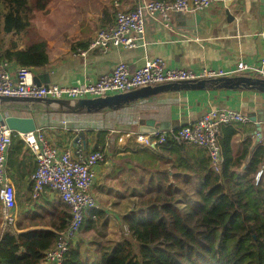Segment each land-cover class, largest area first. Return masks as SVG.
<instances>
[{"label": "crops", "instance_id": "0c3cea01", "mask_svg": "<svg viewBox=\"0 0 264 264\" xmlns=\"http://www.w3.org/2000/svg\"><path fill=\"white\" fill-rule=\"evenodd\" d=\"M86 1V7L70 9L69 15L74 17L78 14L76 17H80V20L70 27L64 26L63 34L54 40V45L46 43L48 64L44 68L31 69L33 78L46 73L49 84L72 86L79 82L96 81L110 73L120 62H125L133 70L142 66L147 59L158 57L169 68H187L195 72L203 69L229 71L239 61L254 63L264 57V0H225L200 12L175 14L172 16L171 30L148 21L136 48L112 49L105 54L91 50L81 56L80 51L87 49L96 32L113 23L116 12V6L114 9L109 4L110 0ZM118 1L123 11L133 9L136 3V0ZM161 1L169 3L173 0ZM195 14L200 16V21L190 26L189 21ZM24 46L21 42L18 49ZM17 67L11 63V71ZM211 107L233 109L248 117L247 123L232 127L235 130L233 156L240 154L246 141H250L253 149L264 147V94L255 91L166 93L118 111L99 114H55L18 105H3L0 109L4 117L32 118L36 128L43 129L47 138L59 149L73 150L80 146L88 153L105 147V159L95 168L96 179L91 194L98 205L97 211L105 215L102 240L108 242L127 236L123 217L137 204V198L130 194L138 171L135 162L137 155L133 152L134 141L133 137L125 139L122 135L177 130L196 121ZM252 116L255 122L251 121ZM148 121L152 125H146ZM12 132L15 139L12 137L8 151L7 176L15 190L16 209L13 214L16 222L10 233L52 230L47 219L29 218L33 215L51 217L60 209L66 212L68 209L55 193L47 190L33 202L31 177L36 169L35 159L25 146L21 153H14L13 147L22 140L20 133ZM80 132L84 133L83 139L78 137ZM100 132H106L104 139L99 136ZM2 225L0 222V228ZM3 234L0 231V239ZM87 242L76 241L82 245Z\"/></svg>", "mask_w": 264, "mask_h": 264}, {"label": "trees", "instance_id": "16d2710c", "mask_svg": "<svg viewBox=\"0 0 264 264\" xmlns=\"http://www.w3.org/2000/svg\"><path fill=\"white\" fill-rule=\"evenodd\" d=\"M45 1L0 0V62L28 69L48 64L44 40L18 49L34 10H42ZM4 37L9 38L8 44ZM234 135L232 127L222 131L219 142L225 160L218 173L207 151L169 136L156 148L133 143L138 171L130 194L137 204L123 217L127 236L115 243H73L61 264H264V147L253 149L246 141L240 154L233 156ZM99 136L104 139L106 132ZM24 146L22 141L15 144L14 153H21ZM103 148L96 151L104 152ZM29 219H47L52 230L3 234L0 264H42L44 253L67 228L70 215L60 209L51 217ZM105 224L104 213L91 210L82 230L95 232L101 240Z\"/></svg>", "mask_w": 264, "mask_h": 264}, {"label": "built area", "instance_id": "2783aa9c", "mask_svg": "<svg viewBox=\"0 0 264 264\" xmlns=\"http://www.w3.org/2000/svg\"><path fill=\"white\" fill-rule=\"evenodd\" d=\"M224 2L225 0H173L166 3L157 0H136L134 8L128 11H123L116 5L113 23L100 28L89 41L87 49L80 51V55L85 56L86 52L91 50L105 54L112 49H134L139 44V37L144 35L148 21L171 30L173 15L200 12ZM233 75L264 79V57L254 63L239 61L234 69L229 71L203 69L195 72L187 68H169L158 57L147 59L142 66L133 70L125 62H120L110 73L100 76L96 81L79 82L72 86L58 84L37 86L33 83L31 69L18 66L11 71V63L2 61L0 62V95L44 99H86L125 93L168 81ZM247 122L248 117L241 112L211 107L196 121L177 130L131 132L122 135V138L133 137L134 143L139 148H156L163 144L168 136L179 144L197 146L207 151L211 167L215 173H218L225 160L219 142L223 129ZM65 124L66 122L63 121V125ZM12 134L7 126H0V204L3 225L11 227L16 222L13 214L16 209L15 190L7 176L8 151ZM19 138L32 153L36 163V170L31 177L32 198L39 199L45 190L55 193L69 212L70 220L67 228L59 233L56 243L44 253L42 260V264H61L71 244L77 239L85 216L91 210H98L91 189L96 179L95 168L104 161L105 155L100 151L86 153L80 146L73 150L59 149L47 138L41 128L19 134ZM261 174L262 171L257 172L256 182L259 181Z\"/></svg>", "mask_w": 264, "mask_h": 264}, {"label": "water", "instance_id": "95a60500", "mask_svg": "<svg viewBox=\"0 0 264 264\" xmlns=\"http://www.w3.org/2000/svg\"><path fill=\"white\" fill-rule=\"evenodd\" d=\"M192 17L193 19L189 21L190 26L198 24L200 21V16L198 14ZM33 83L40 86L42 84L48 85L50 81L48 75L43 73L34 77ZM207 90H248L264 94V79L246 75L199 77L195 79L157 83L125 93L86 99H44L0 95V108L3 105H18L29 110L33 107H41L46 112L55 114H99L118 111L137 102L161 94ZM251 121L255 122V117L252 116ZM2 125L20 134L30 133L36 129L35 122L32 118L4 117L0 109V126ZM146 125H152V122L148 121ZM256 126L257 131H259V125L256 124ZM78 137L83 139L84 133H78Z\"/></svg>", "mask_w": 264, "mask_h": 264}, {"label": "rangeland", "instance_id": "374dc122", "mask_svg": "<svg viewBox=\"0 0 264 264\" xmlns=\"http://www.w3.org/2000/svg\"><path fill=\"white\" fill-rule=\"evenodd\" d=\"M32 4H35L36 0H30ZM86 0H46L44 2V8L42 10H34V15L31 21V26L24 35L23 44H29L30 42H35L38 40H44L46 43L55 44V39L63 34L64 26L70 27V25L78 20L76 17L78 14H75L74 17L69 15L71 8H80L87 6ZM118 0H110L109 4L113 6L118 5ZM119 7V5H118ZM120 8V7H119ZM122 10V9H121ZM78 23V22H77ZM76 23V24H77ZM5 43L8 44L9 38H3ZM0 222L3 223V214H0ZM2 233H10L13 231L11 226L2 225L0 228ZM95 233V232H94ZM94 233L85 232L81 229L79 235L77 236L76 241L86 240L90 243L92 240H100L101 237H95ZM118 242L119 240L109 241L111 243ZM107 242V241H106ZM84 244V243H83ZM85 246V245H84Z\"/></svg>", "mask_w": 264, "mask_h": 264}, {"label": "bare ground", "instance_id": "6f19581e", "mask_svg": "<svg viewBox=\"0 0 264 264\" xmlns=\"http://www.w3.org/2000/svg\"><path fill=\"white\" fill-rule=\"evenodd\" d=\"M46 191V190H45ZM32 194V193H31Z\"/></svg>", "mask_w": 264, "mask_h": 264}]
</instances>
